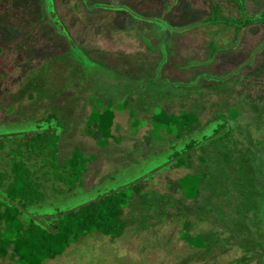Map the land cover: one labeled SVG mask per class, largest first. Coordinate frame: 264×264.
Wrapping results in <instances>:
<instances>
[{"label":"rangeland","instance_id":"obj_1","mask_svg":"<svg viewBox=\"0 0 264 264\" xmlns=\"http://www.w3.org/2000/svg\"><path fill=\"white\" fill-rule=\"evenodd\" d=\"M245 8L264 17V0ZM209 12L208 0H0V130L52 112L58 161L73 146L94 155L80 187L58 196L47 182L21 220L47 230L57 210L129 195L117 235L85 232L37 264H264V24L235 32L202 22ZM93 95L125 106L103 146L83 132ZM158 109L195 114L194 131L154 127ZM185 172L202 177L193 200L178 191ZM4 248L0 264H33Z\"/></svg>","mask_w":264,"mask_h":264},{"label":"trees","instance_id":"obj_2","mask_svg":"<svg viewBox=\"0 0 264 264\" xmlns=\"http://www.w3.org/2000/svg\"><path fill=\"white\" fill-rule=\"evenodd\" d=\"M228 1L237 9L238 16L224 14L218 0H208L210 12L202 18V22L232 27L235 32L259 23L264 24V17H255L247 12L245 0ZM260 13L264 15V10ZM50 15L55 21L57 16L53 10ZM0 73H3L1 69ZM124 107L123 102H113L112 98L103 101L91 96L89 112L83 124L84 134L96 145L103 146L111 136L114 112L121 111ZM131 112L130 109L128 113ZM148 119L154 127L174 122L178 124L179 133H192L196 115L180 112L175 117L172 113L158 109L149 114ZM26 126L16 125L17 128H13V131L0 130V155L3 153L5 156L2 158L3 165H0V238L4 236L0 242V256L6 254L4 247H9V258L21 263L27 261L37 264L43 259L53 257L70 241L85 232L117 235L122 229L121 212L129 199L126 193L107 192L66 210H57L54 214L56 218L49 223L47 230L21 220L20 215L27 207L45 200L47 182L53 183L49 188L53 186L51 190L56 193L54 195L61 196L66 191L74 192L75 188L81 186L87 165L94 160L93 154H85L77 146H73L68 155L58 161L57 142L61 122L52 112L34 119L33 123ZM223 126L224 121L218 122L213 128L215 131H212V136L223 129ZM11 134L19 135L11 145H7ZM196 144L198 142L194 143L192 140L184 144L181 151L184 156L178 158V167H189V154ZM201 179V176L193 172H185L178 177V191L184 198L193 200ZM187 226L189 225L185 222L184 227ZM197 237L201 239L198 235L194 237L185 234L183 239L193 245V238Z\"/></svg>","mask_w":264,"mask_h":264}]
</instances>
